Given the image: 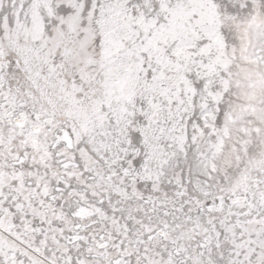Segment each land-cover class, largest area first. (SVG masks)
I'll use <instances>...</instances> for the list:
<instances>
[{"label": "snow or ice", "instance_id": "1", "mask_svg": "<svg viewBox=\"0 0 264 264\" xmlns=\"http://www.w3.org/2000/svg\"><path fill=\"white\" fill-rule=\"evenodd\" d=\"M0 264H264V0H0Z\"/></svg>", "mask_w": 264, "mask_h": 264}]
</instances>
